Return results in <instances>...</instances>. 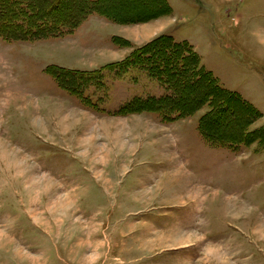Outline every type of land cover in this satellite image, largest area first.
Listing matches in <instances>:
<instances>
[{"label": "rangeland", "instance_id": "obj_1", "mask_svg": "<svg viewBox=\"0 0 264 264\" xmlns=\"http://www.w3.org/2000/svg\"><path fill=\"white\" fill-rule=\"evenodd\" d=\"M48 3L41 19L98 13L60 37L0 39V264H264V0ZM164 35L252 106L226 97L205 117L208 76L168 87L132 69L83 93L60 82L76 84L55 66L125 63L169 45ZM163 95L188 115L123 107ZM201 119L212 137L254 133L215 146Z\"/></svg>", "mask_w": 264, "mask_h": 264}, {"label": "trees", "instance_id": "obj_2", "mask_svg": "<svg viewBox=\"0 0 264 264\" xmlns=\"http://www.w3.org/2000/svg\"><path fill=\"white\" fill-rule=\"evenodd\" d=\"M3 1L4 13L0 14V39L4 41L13 39L32 40L38 37H60L72 32L74 28H76L78 23H80L85 18L86 15L90 13H98L97 11H95V5L90 3L84 5V11L80 13L74 20L56 21L54 19H41L39 17L40 15L38 10L42 5L47 4L49 0ZM92 1L97 2V0ZM100 13L102 14L103 12ZM163 37L164 39L168 40L167 42L169 43V45H166L164 48L161 47L160 49H158V51L152 52H143L141 48H139L136 54L127 58V62L125 63H113L110 65L102 66L92 71L67 70L62 67L55 66L56 68L63 70V73L66 75L73 74L74 80H76L75 86L72 87L66 82V80L63 81L62 78L59 77L60 82L66 88H72L73 90H76V88H81L82 90L80 89L78 93H83L84 88L88 87V85L97 86L99 87V90L100 87L105 84V77L110 72L126 74L127 71H130L132 69L141 70L142 72H145L149 77H157L159 81L164 82L165 84L167 83L166 86L168 87L171 86V83L175 84L176 82L183 88L188 83L189 85H197L202 76H208L206 77L207 83L208 85H212V91L210 94H208L207 99L209 100V105H211L213 109L211 108V111L207 113L205 117L214 112V107L216 106L217 102L220 103L218 104L220 106L224 104V100H226V97L232 98L233 96H237L242 104H245L246 106H252L251 103L242 98L236 91H232L223 87L216 79V77L209 74L210 72L204 70H202L201 72V69L196 70L194 65L195 63L192 61L194 60L197 62V55L192 51L191 46L187 42H176L170 35H164ZM186 61H190V63H186ZM169 62L170 64H168ZM82 98L90 101L91 103L92 99L89 95L84 94ZM171 98V96L167 95L158 97H136L132 98L130 102L126 103L123 107L131 108L133 104L142 107H147V105L151 104L156 106L163 105L162 109L164 111H169V114L167 115H169L170 119L174 120L183 115H188V110H185L186 112H183V109H179L178 111L173 112L171 110L170 104L164 105L165 101ZM179 99L180 98H178V101H180ZM91 104L94 106L97 105L94 101ZM224 106L226 107V104ZM203 123L204 121L203 119H201L199 124V131L203 137L210 138L209 141L211 140L210 143L212 145L232 148L234 150H236V148H238L239 146L246 145L247 137L254 133L252 131L245 133L242 132V137L240 138V136H238V139H232L230 138V136L212 137L207 134V130L205 129Z\"/></svg>", "mask_w": 264, "mask_h": 264}]
</instances>
